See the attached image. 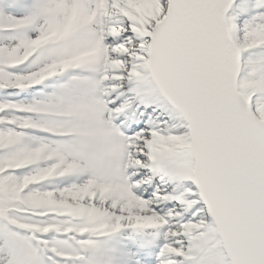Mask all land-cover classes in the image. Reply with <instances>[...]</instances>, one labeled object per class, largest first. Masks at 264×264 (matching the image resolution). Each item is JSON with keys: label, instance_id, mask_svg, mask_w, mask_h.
Here are the masks:
<instances>
[{"label": "snow or ice", "instance_id": "obj_1", "mask_svg": "<svg viewBox=\"0 0 264 264\" xmlns=\"http://www.w3.org/2000/svg\"><path fill=\"white\" fill-rule=\"evenodd\" d=\"M0 264H264V0H0Z\"/></svg>", "mask_w": 264, "mask_h": 264}]
</instances>
